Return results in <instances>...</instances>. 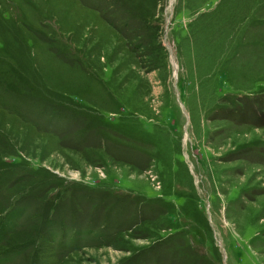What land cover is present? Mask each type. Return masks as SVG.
Segmentation results:
<instances>
[{"label":"rangeland","instance_id":"rangeland-1","mask_svg":"<svg viewBox=\"0 0 264 264\" xmlns=\"http://www.w3.org/2000/svg\"><path fill=\"white\" fill-rule=\"evenodd\" d=\"M0 264H264V0H0Z\"/></svg>","mask_w":264,"mask_h":264},{"label":"trees","instance_id":"trees-1","mask_svg":"<svg viewBox=\"0 0 264 264\" xmlns=\"http://www.w3.org/2000/svg\"><path fill=\"white\" fill-rule=\"evenodd\" d=\"M6 216V215H5Z\"/></svg>","mask_w":264,"mask_h":264}]
</instances>
